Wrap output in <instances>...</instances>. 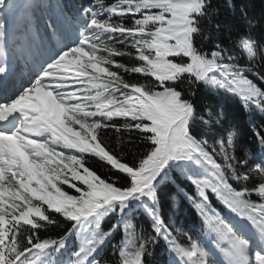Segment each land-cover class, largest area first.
I'll return each mask as SVG.
<instances>
[{"label":"snow or ice","instance_id":"snow-or-ice-1","mask_svg":"<svg viewBox=\"0 0 264 264\" xmlns=\"http://www.w3.org/2000/svg\"><path fill=\"white\" fill-rule=\"evenodd\" d=\"M225 5L239 33L221 27L216 0H0V264H105L121 225L119 264H147L161 242L166 264H264V156H238L226 104H202L193 88L264 114V15ZM109 131L128 137L124 148L105 141ZM254 135L264 150V131ZM174 173L195 186L198 199L187 198L204 232L183 242L162 212Z\"/></svg>","mask_w":264,"mask_h":264},{"label":"trees","instance_id":"trees-1","mask_svg":"<svg viewBox=\"0 0 264 264\" xmlns=\"http://www.w3.org/2000/svg\"><path fill=\"white\" fill-rule=\"evenodd\" d=\"M71 3H87L88 0H70ZM107 2H111V0H106ZM216 3L220 8V16L218 20L221 22L222 28H228L233 33H239L242 29H244L245 25L239 19V14L236 11L228 9L225 5V0H216ZM238 4H245L248 7V10L251 15L259 18L264 15V0H237ZM212 21H209L206 25L209 29L211 28ZM221 38L224 37V33H221ZM225 44H231L230 40H225ZM208 45L205 44V49H207ZM122 62L128 63L131 66V62L126 59H122ZM243 62V59L242 61ZM148 82V81H145ZM187 87V85H182ZM193 88L196 89L198 94L199 102L205 105H217L219 103L226 104V110L229 114V119L225 124V128H234L236 129L238 135L236 137V151L237 155H241L242 152H248L253 155V157L259 160L262 156H264V150H262L258 144L257 138L254 133L258 131H264V114H262L259 110L252 108L248 109L242 105L239 99L232 97L227 100L224 99L220 94L210 92L208 89H200L197 85H193ZM103 135V134H102ZM218 135L226 136V133H218ZM105 141L112 146L113 148H124V143H119V141H124L126 143L128 137L121 136L117 137V135L111 131L107 132L104 136ZM127 147H131L128 145ZM137 147L139 151H143V145L137 141ZM125 156L128 159H131L127 154V149L125 148ZM87 164L97 172L98 175L102 177H113V172L109 169V167L97 157L92 155L85 156ZM178 173L173 174V181L166 182L163 188L164 194V202L162 212L167 220V222H172V227L175 229L178 228L181 231H177L178 239L183 242L184 232H191L194 236H198L203 232L202 220L199 215L198 210L195 208L192 200L187 197H192L193 199H198V193L194 185L189 183L187 180L182 178H177ZM65 191H68L70 194H75L74 191L67 186H63ZM210 198V206L216 212H219L222 216L229 217L232 214L228 211V209L223 205L222 201H220L215 195L209 194ZM175 200L178 202V212H175L173 205ZM135 224L137 232H143L145 234L149 233V225L150 221L147 220L146 217H142L139 213H137L134 219L131 221ZM117 223V217L114 215H110L106 217L102 221V228L104 230H108L112 225ZM65 227L67 225L61 223L59 226H48L45 229H42L40 232L41 238H56L59 234H62ZM123 237V225L118 229L116 234L113 237L111 244L106 245L100 257L105 264H119L116 249H114L111 245L115 244L119 239ZM79 244L78 240L72 241V246L76 247ZM131 247V246H129ZM166 245L164 242L158 244L152 254L148 256L147 264H166L169 260V254L165 250Z\"/></svg>","mask_w":264,"mask_h":264},{"label":"rangeland","instance_id":"rangeland-1","mask_svg":"<svg viewBox=\"0 0 264 264\" xmlns=\"http://www.w3.org/2000/svg\"><path fill=\"white\" fill-rule=\"evenodd\" d=\"M20 2L21 3H24V2H26V0H20ZM177 206H178V202L175 200V203H174V205H173V208L175 209V212H178V208H177ZM169 224H171L172 225V222H169ZM176 230L177 231H181L180 229H178V228H176ZM204 233H201V234H199V235H203ZM198 235V236H199Z\"/></svg>","mask_w":264,"mask_h":264}]
</instances>
